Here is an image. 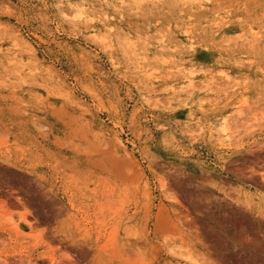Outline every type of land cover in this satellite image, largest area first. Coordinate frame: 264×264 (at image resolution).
<instances>
[{
    "label": "rangeland",
    "instance_id": "1",
    "mask_svg": "<svg viewBox=\"0 0 264 264\" xmlns=\"http://www.w3.org/2000/svg\"><path fill=\"white\" fill-rule=\"evenodd\" d=\"M0 264H264V0H0Z\"/></svg>",
    "mask_w": 264,
    "mask_h": 264
},
{
    "label": "bare ground",
    "instance_id": "2",
    "mask_svg": "<svg viewBox=\"0 0 264 264\" xmlns=\"http://www.w3.org/2000/svg\"><path fill=\"white\" fill-rule=\"evenodd\" d=\"M125 3H126V1H125ZM182 68H183V67H182ZM189 71H190V70H189ZM194 71H195V70H194ZM180 72H182V70H180ZM188 73H189V72H188ZM194 73H195V72H194ZM179 74H180V73H179ZM181 74H182V73H181ZM186 74H187V73H186ZM189 74H190V73H189ZM191 74H193V73H191ZM187 75H188V74H187ZM223 75H225V74H223ZM182 76H183V74H182ZM190 77H191V76H190ZM227 81L232 83V82H233V78H232V77H231V78L228 77ZM234 81H235V80H234ZM188 82H189V85H188V86H187V85H186V86H182V88H180L179 91H178L177 89L173 88L174 93L178 94L176 98H178V97H180V99L183 98L182 96H183L184 94H186V92L188 93L187 89L190 88V87H194V86H195L194 83H193V79H192V78H190V81H188ZM213 82H214V80H213ZM216 82H217V81H216ZM216 82H215V83H216ZM208 85H209V84H207V86H208ZM212 85H214V83H212ZM236 85H237V84H236ZM214 86H215V85H214ZM149 101H150V100H149ZM242 103H243V102H242ZM244 103H246V102L244 101ZM239 105H240V104H239ZM240 106H241V105H240ZM229 120H232V119L225 118L224 121H223V122H224V131H225V133L229 131V130H228V129H229L228 126H229V124H231V123L228 122ZM5 204H6V203H5ZM161 223H162V222H161ZM164 226H165V225H164ZM158 227L160 228V224L158 225ZM168 227H169V226H168ZM163 228H164V227H163ZM174 229H175V228H174ZM160 230L163 231V229H161V228H160ZM160 230H159V231H160ZM171 230H172V229H171ZM169 231H170V230H169ZM158 234H159V233H158ZM172 234H173V232H172ZM49 258H50V257H49ZM49 258H48V259H49ZM23 260H24V259H23ZM29 262H30V260H29ZM51 262H53V261H51Z\"/></svg>",
    "mask_w": 264,
    "mask_h": 264
}]
</instances>
